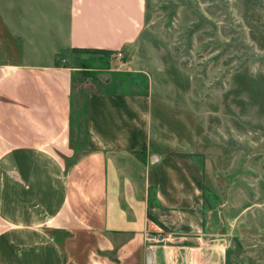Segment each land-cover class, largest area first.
<instances>
[{
	"label": "crops",
	"instance_id": "0c3cea01",
	"mask_svg": "<svg viewBox=\"0 0 264 264\" xmlns=\"http://www.w3.org/2000/svg\"><path fill=\"white\" fill-rule=\"evenodd\" d=\"M146 10L0 0V264H228L229 232L210 229L221 140L191 100L167 96ZM77 81L95 88L85 152L67 166Z\"/></svg>",
	"mask_w": 264,
	"mask_h": 264
},
{
	"label": "rangeland",
	"instance_id": "374dc122",
	"mask_svg": "<svg viewBox=\"0 0 264 264\" xmlns=\"http://www.w3.org/2000/svg\"><path fill=\"white\" fill-rule=\"evenodd\" d=\"M145 2V46L175 83L167 96L191 100L201 130L215 125L221 140L224 207L216 199L210 229L229 232L228 264H264V0ZM94 88L73 85L67 166L85 152V95Z\"/></svg>",
	"mask_w": 264,
	"mask_h": 264
},
{
	"label": "trees",
	"instance_id": "16d2710c",
	"mask_svg": "<svg viewBox=\"0 0 264 264\" xmlns=\"http://www.w3.org/2000/svg\"><path fill=\"white\" fill-rule=\"evenodd\" d=\"M75 52H85V53H104L106 51H103L102 49H88V48H75ZM73 111L71 107V122L73 120Z\"/></svg>",
	"mask_w": 264,
	"mask_h": 264
},
{
	"label": "built area",
	"instance_id": "2783aa9c",
	"mask_svg": "<svg viewBox=\"0 0 264 264\" xmlns=\"http://www.w3.org/2000/svg\"><path fill=\"white\" fill-rule=\"evenodd\" d=\"M117 56H121V52H117ZM65 60L64 59H61V62L63 63Z\"/></svg>",
	"mask_w": 264,
	"mask_h": 264
}]
</instances>
